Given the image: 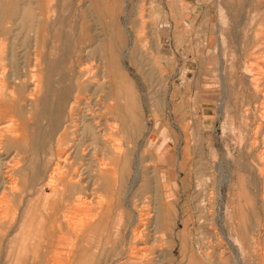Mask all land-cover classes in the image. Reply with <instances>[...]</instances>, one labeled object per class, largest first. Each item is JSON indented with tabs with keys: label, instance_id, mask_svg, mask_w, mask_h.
<instances>
[{
	"label": "bare ground",
	"instance_id": "1",
	"mask_svg": "<svg viewBox=\"0 0 264 264\" xmlns=\"http://www.w3.org/2000/svg\"><path fill=\"white\" fill-rule=\"evenodd\" d=\"M2 1L0 264L60 262L65 253L61 252L64 237L76 232L73 223L68 228V212L79 205L87 209L83 210L86 218H82L83 232L87 233L83 239L85 264H173V245H169L166 235L175 228L177 202L165 200L162 186L157 183L169 173L156 175L133 157L141 124L135 90L119 62L121 35L110 37L105 60L96 55L101 46L96 31L93 44L83 35L76 40L63 33L54 21L49 22L48 15L35 12L31 0H23L22 4L20 0H8L7 4ZM133 50L134 47L127 50L130 56ZM30 65L35 73L28 69ZM160 143L159 153L164 145ZM178 155L175 152L172 158ZM228 182L232 191L241 187L239 177ZM204 198L198 201V208L206 221L202 226L205 229L209 220L211 223L213 203L209 197ZM232 210L233 219L235 208ZM215 216L221 218L223 226L221 215ZM246 223L239 220L236 232L229 221L226 233L220 229L233 260L222 256L224 251L217 248L220 234L208 226L213 231L209 230L212 243L201 242L205 243L202 249L207 250L206 258L213 257L208 252L211 247L216 249L214 259L219 264H243L244 254L229 235L242 242ZM183 235L184 231L177 234V263L202 264L204 259L186 246ZM71 238L69 241L74 240ZM5 247L7 255L3 257ZM42 248L49 255L53 251L54 257L39 255ZM260 264H264V258Z\"/></svg>",
	"mask_w": 264,
	"mask_h": 264
},
{
	"label": "rangeland",
	"instance_id": "2",
	"mask_svg": "<svg viewBox=\"0 0 264 264\" xmlns=\"http://www.w3.org/2000/svg\"><path fill=\"white\" fill-rule=\"evenodd\" d=\"M31 1L35 12L48 15L49 22L54 21L76 40L83 35L93 44L100 37L99 58L108 57L110 37L121 35L119 62L136 91L141 124L133 157L156 175L169 173L157 183L165 200L177 202L175 228L166 235L173 245V264H178L180 231H184L186 246L204 259L202 264H219L214 259L216 249H208L213 256L208 259L207 250L202 249L205 243H201H212L214 230L221 241L215 247L233 260L220 229L226 233L229 221L236 232L241 219L248 221L246 236L238 242L229 235L230 241L241 248L243 264H260L264 258V0ZM2 2L7 4L8 0ZM130 47H134L132 57L127 51ZM28 69L35 73L33 65ZM160 142L164 145L159 153ZM175 152L179 155L173 159ZM236 177L241 187L232 191L228 181ZM200 180H205L203 186ZM208 197L213 213L204 229L206 221L200 217L198 201ZM76 207L68 212V228L73 223L76 232L64 237V258L52 264H85L83 220L87 209ZM218 214L224 227L220 217L215 219ZM70 238L74 239L71 243ZM66 250L72 260L65 255ZM39 252L44 258L54 257L53 251L50 255L44 248Z\"/></svg>",
	"mask_w": 264,
	"mask_h": 264
}]
</instances>
